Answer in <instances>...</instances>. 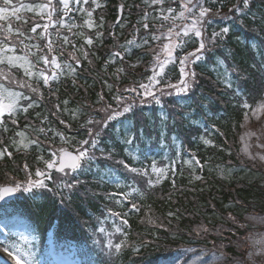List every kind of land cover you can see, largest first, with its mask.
<instances>
[{
    "label": "trees",
    "instance_id": "trees-1",
    "mask_svg": "<svg viewBox=\"0 0 264 264\" xmlns=\"http://www.w3.org/2000/svg\"><path fill=\"white\" fill-rule=\"evenodd\" d=\"M53 1L57 11L52 20L56 24L50 25L49 33L54 47L63 45V36H68L71 41L62 49L56 48L53 54L57 56L58 62L69 61L75 66L68 55L73 51L72 44L77 49L83 45L89 56L83 59L81 52L75 53L81 59L75 76L61 75L58 80L51 81L50 86H44L41 79L39 86L43 99L34 95L38 103L27 113L19 112L11 118L8 114L4 115L3 124H0V151L6 148L7 152L0 157V186L24 181L25 164L28 165L27 171L35 178V170L43 169L44 160L51 159L50 148L64 147L75 151L79 142L88 138L87 129L81 126L90 115H94L97 120L103 115L93 113V109H99L105 102L115 106L113 96L117 94V89L123 90L144 82L152 74L150 68L154 53L149 47L133 46L124 54L125 48L118 46L125 45L126 41L133 38L139 44L145 35L150 34L143 29L146 12L150 29L156 30L152 26L158 28L162 23L157 11L160 5L152 4L151 0H97L101 7L95 9L91 19L100 25L103 17V26L88 29L84 26V20L89 19L86 12L72 11L64 16L59 0ZM45 2L47 0H13L17 7L27 4L32 6V10L22 9L20 20L12 17L10 21H0L3 26L0 41L9 43L15 39L14 33L10 36L7 32L10 22L14 30L19 28L25 37H33H21L25 44L30 47L38 45L43 50L42 54L47 55V39H42L40 33L43 31L42 25L49 21L44 20L46 12L43 18L38 15L41 11L39 5ZM240 2L243 6L242 0ZM237 3L238 0H222L221 6L218 0H207L206 6L211 7L213 12L219 8L221 13L228 14L229 9ZM120 4L123 6L122 15L119 22L115 23ZM70 7L76 9L79 5ZM84 7L91 9L95 6L89 2ZM163 7H172L176 13L181 10L179 0H165ZM61 17L65 18L63 23L69 27L75 25L71 32L69 27L60 26ZM189 22L182 19L175 21L177 25ZM35 23L41 27L33 34L31 28ZM164 23L163 31L171 26L172 21ZM224 26L223 22L217 20L207 28V33L210 36L213 30L219 31ZM97 31L103 34L102 38H97ZM86 37L93 38L92 46L85 43ZM162 42L149 41L153 49ZM198 46V41L189 40L182 50H177V55L191 52ZM210 48L212 50L205 53V59L193 66L197 77L191 91L186 95L163 98L166 121L161 120V109L155 104H145L134 115L122 118L134 121L132 131L136 133L137 139L131 149H138V160L125 152L129 145L122 142L125 135L123 130L119 136L115 134L117 123L114 121L104 131L100 143L105 153L113 152L112 158L98 159L91 172L79 176L84 183L72 193L70 202L66 199L61 206L59 196L51 193L44 192L42 197L34 198L32 193L18 191L8 201L11 208L6 210V216H0V226L9 231L11 221H24L34 230L42 245L51 231L58 244L75 242L82 245L93 264H158L184 249L206 250L219 255L223 253L225 261L230 263L241 261L242 239L246 231L251 232L254 228L245 223L243 214L264 215V167L257 160L245 158L242 153L245 119L264 93V0H250L246 15L231 21V31L224 42L221 44L218 41ZM116 51L124 54L123 60L119 57L113 59L111 54ZM31 52L36 55H29L28 58L36 64L41 53L36 47H31ZM24 54L23 45L19 44L14 52L6 53ZM217 59L222 60L226 68H220ZM133 64L136 67H131ZM43 67L41 61L34 70ZM0 68L17 80L24 77L22 69L10 68L6 60L0 64ZM118 69L124 71L118 72ZM226 71L232 73L231 88L223 82ZM49 73L51 75V70ZM165 80L171 83L179 80L178 66L168 67ZM31 83L36 86L37 81L33 79ZM0 84L29 94L26 89H20L9 80L0 79ZM49 87L55 95L49 92ZM237 87L239 94L236 92ZM101 95L103 102L100 101ZM65 100L68 101L67 105L64 104ZM245 102L249 107H243ZM57 104L60 105V113L53 116ZM65 108L68 111H64ZM73 110H77L75 118L72 116ZM11 119H16L17 124L13 125ZM60 120L65 123L61 124ZM26 124L28 128H25ZM41 128L45 131L40 132ZM140 129H143L142 137ZM17 132H24L25 136H17ZM161 132H164L167 147L160 146ZM57 133H62L67 142L62 141ZM173 138L181 146L179 158ZM22 139L24 143L30 140H38L39 143L24 148L20 145ZM205 140L210 143L205 144ZM96 155L99 157L101 154L97 151ZM191 155H195L203 167L185 163L191 159ZM41 156L44 159L38 160ZM119 160L133 167L147 168L149 172L153 160L158 167L175 161V172L169 170L159 184L148 187V177L126 172L123 165L116 163ZM97 166L101 172L106 168L116 169L121 181L119 187L108 182L107 178L102 181L100 173L95 170ZM52 176L57 183L63 179L69 182L75 179L54 172ZM197 176L201 178L196 179ZM152 178L155 179V176ZM126 185L138 191L131 192L128 200L117 204L118 194L130 191ZM48 186L54 187L51 181ZM110 193H117V196L109 198ZM131 203H136L139 210L131 209ZM108 209L121 213L128 220V225L122 226L126 235L114 232V224H119V219H104ZM170 212L172 216L168 215ZM150 220L155 223H150ZM100 227L105 229L104 233L98 231ZM109 232L113 233L110 237L113 243L121 240L125 242L120 254L113 251L111 256L107 255L108 249L104 245ZM0 256L6 257L2 246Z\"/></svg>",
    "mask_w": 264,
    "mask_h": 264
},
{
    "label": "snow or ice",
    "instance_id": "snow-or-ice-1",
    "mask_svg": "<svg viewBox=\"0 0 264 264\" xmlns=\"http://www.w3.org/2000/svg\"><path fill=\"white\" fill-rule=\"evenodd\" d=\"M76 4L79 5L78 8L73 9L70 7V0H59V4L62 5V11L64 16H68L72 11L86 12L87 17L89 19L84 20V26L88 29H97L103 26V17H101V24L97 25L92 19L93 12L96 8L101 7V5L97 2V0H75ZM93 4L95 7L88 9L84 6L89 4ZM147 2V0H145ZM221 2L222 0H218ZM151 3L154 5H160L161 7L157 9L159 18L162 23L158 28L156 26H152L156 30L150 29V24L147 22L148 13H145V18L143 22V29L146 33H150L149 35H145L141 43H137L136 39L133 38L131 40L126 41L125 45H120L118 47L125 48V53L129 52L133 46L135 47H149L150 51L153 54V60L151 62V75L147 77L146 81L139 82L134 86L126 87L123 90L117 89V94L113 96V100L115 101V106L108 103H103V106L99 109H93V113L100 114L102 113L101 119L97 120L94 118V115H90L89 118L85 121L81 127L86 128L88 132V138L79 142L78 147L75 151H68L66 148L61 147L59 149H49L51 154V159L44 160L45 167L43 169L37 168L35 170L33 178V174L28 172V165L25 164L24 168L26 171V179L24 181H14L13 184L9 186H0V200H4L6 197L16 193L22 189L24 193H32L35 197H42L44 192H48L53 194L54 196H59L61 206L64 205L65 200L67 199L69 202L71 200L72 193L78 188L81 183L79 176L82 174H87L91 172L92 166L96 164L98 159H108L112 158L113 152L109 151L105 153V149L100 146L101 139L104 131L108 128V126L112 122H116L117 126L114 129V132L117 136L120 135L121 130L124 131V138L122 140L123 143L129 145L128 148L125 149L126 153H130L133 158L138 160V149L137 151H133L131 149V145L135 143L137 136L136 133L132 131L134 128V121L122 120L123 117H126L129 114L134 115L136 111L145 104H155L160 107V117L162 121L167 120V113L163 111V98L165 96L188 94L193 85L196 82L197 73L194 70V65L199 63L201 60L205 59V53L209 50H212L210 46L216 45L219 41L221 44L226 39L227 35L231 31V21L235 20L236 17H243L246 15L248 8L250 7V0H242V5L240 0H238L237 4H234L230 9L228 14H224L220 12V9L217 8L215 12L212 11V8L206 6L207 0H179V13H176L175 9L172 7H168L165 9L163 7L165 0H151ZM41 11L38 13L42 18L44 17L45 11H47V19L48 23L42 25L43 31L40 33V37L42 39H47V55L42 54L43 50L39 49L38 45H33L31 47H36L39 55L36 64H33L31 60H29V55H36V53L31 52V47L28 44H25L24 39L21 37H25V33L17 28L13 29L11 23L7 27V32L11 36L13 33L15 34V39L10 40L9 43H5L4 41H0V64H3L5 60L9 67H17L23 70L24 77L17 80L14 76H10V74H6L5 71L0 68V79L9 80L11 83L17 85L20 89H26L28 91V95H25L23 91H15L13 89L5 88L3 84H0V124H3L4 114L7 113L8 117H15L19 112L27 113L29 109L34 108L38 101L34 99V95L38 96L40 99H43L42 93L40 92L39 81L42 79L44 86H50L51 81H56L59 79L61 75H77V67L81 64V59L79 56L75 55L77 51L82 53L83 59H88L89 53L84 50V46L81 45L80 49L76 48L75 44H72L73 51L68 53L70 60L75 62V66L69 61L58 62L57 56L53 54L56 51V48H64L66 45L70 44L68 36H63V45H56L54 47V41L51 39V35L49 33V27L55 26L56 22L52 20L53 14L57 11L56 7L53 5V0H47V3L39 5ZM123 6H121L122 9ZM22 9H27L29 11L32 10L31 5L21 4L17 7L13 0H2L0 2V21L11 20L12 17H15L16 20H20L21 16L19 13ZM177 19L190 21L189 23H184L182 25H177L175 21ZM118 22L120 17L117 18ZM223 22L225 24L224 27L220 28L219 31L213 30L211 35L209 36L207 33V28L211 26L216 21ZM172 21L171 26L167 27L166 31H163L165 27L164 22ZM26 22V21H25ZM61 27H69L66 23H63V17H61ZM41 25L39 23H35L31 28V33L35 34L37 29L40 28ZM75 27L72 25L69 27V31L71 32V28ZM123 27V25H121ZM0 30H3V26L0 25ZM158 33V34H157ZM83 35V33H79ZM59 32L57 36L59 38ZM102 33L97 31V38H102ZM114 35V34H113ZM26 39H32L33 37H25ZM165 41L162 45H158L156 49H153L149 43V41ZM194 40L199 42V46L196 47L193 51L187 52L183 55H177V50H182L184 45L189 41ZM85 43L88 46L93 45V38L86 37ZM23 45V49L26 54L24 55H6V53L14 52L16 45ZM119 51L113 52L111 55L113 59L119 57L123 60V56ZM63 55V51H61V56ZM43 62L44 67L34 70L37 68V65L40 62ZM89 63L91 61L89 60ZM217 63L220 68H226V65L222 60L217 59ZM170 65L178 66L179 70V80L176 83H171L170 81H166L165 77L167 76V69ZM131 67H136L135 64L131 65ZM49 70H51V75H49ZM216 70L215 68L213 69ZM118 72L124 71V69H118ZM231 72H225L224 74V83L226 87H232L231 81ZM35 79L37 81L36 86H34L31 81ZM75 84V80L73 81ZM107 85V81H105ZM111 88V85H107ZM49 92L51 93V88L49 87ZM236 92L239 94V87H237ZM55 95V93H51ZM7 100V102H5ZM100 101L103 102V95L100 96ZM68 101L65 100L64 104L67 105ZM243 107H249L247 103L243 105ZM264 107V106H262ZM56 111L52 113L53 116H58L60 113V105H55ZM64 111H68L67 108ZM76 111H72L73 118L76 117ZM39 116V114H37ZM47 119V117H45ZM11 123L13 125L17 124L16 119H11ZM61 124L65 122L60 120ZM29 125L26 124L25 128H28ZM214 127V126H213ZM5 131L7 129L5 128ZM40 132H44L45 129L41 128ZM140 135L143 136V129H140ZM17 136L24 137V132H17ZM60 136L61 140L67 142V138L62 133H57ZM15 143V142H14ZM38 140H30L28 143H24L23 139L20 141V145L24 148H27L29 144H38ZM205 144L210 143L205 140ZM17 145V146H20ZM173 145L177 147V158L180 157L181 151L180 145L176 144L175 138H173ZM161 147H167L164 143V132H161ZM100 152V156L97 157L96 152ZM7 149L0 151V157H3ZM9 157L11 153H8ZM264 160V156L260 157ZM44 158L38 157V160H43ZM117 164L123 165V168L126 172L132 173L138 176L148 177L147 184L148 187H154L156 184H159L162 179L166 177V174L169 170L175 172L176 162L172 161L170 164L165 165L164 167H158L155 160H153L151 165V170L147 168H137L128 164L124 160L116 161ZM185 163L195 164L198 167H203L200 163V160L195 156L191 155V159L189 161H185ZM96 172L100 173V179L103 181L107 178L108 182L115 183L117 187L120 185V177L116 174V169L106 168L103 172H101L99 166L96 167ZM55 171L56 173L61 174L62 177H75V179H71L69 182L67 179L61 180L59 183L53 180L52 173ZM155 176V179L152 176ZM196 179H200L201 177L197 176ZM51 181L54 187H49L48 182ZM126 187H130L126 185ZM138 189L135 187H130L129 192H121L119 193V198L116 199V203L120 204L124 200L129 199V195L131 192H137ZM65 193L67 195H65ZM117 193H110L109 198L116 197ZM131 209L139 210L136 203H131ZM169 216H172L173 213H169ZM112 217L114 219H119V224H114V232L115 233H123V227L128 225V220L124 218L119 212H113L112 209H108L105 218L108 219ZM150 223H155V221L150 220ZM102 223V221H101ZM98 231L101 233L105 232L103 227L98 228ZM206 231V229H205ZM113 233L109 232L106 234V242L104 248L108 249L107 255L111 256L113 251L116 254H120L122 248L124 246V241L121 240L118 243H113L112 237ZM264 243V240H258L253 242V247L257 244ZM0 246H2V250L7 254V257L11 260H14L16 264H37L34 259V253L28 247L22 246L17 240L12 239L9 240L8 237H5L3 240H0ZM139 251V249H136ZM261 254H264V249H261ZM256 253L249 252V257L254 256ZM215 255V254H213ZM224 257L223 253H220L217 259H221ZM208 260V257H202L200 259V264H205V261ZM179 257L173 258L170 264H178ZM0 264H8V260L3 256H0Z\"/></svg>",
    "mask_w": 264,
    "mask_h": 264
},
{
    "label": "rangeland",
    "instance_id": "rangeland-1",
    "mask_svg": "<svg viewBox=\"0 0 264 264\" xmlns=\"http://www.w3.org/2000/svg\"><path fill=\"white\" fill-rule=\"evenodd\" d=\"M75 4V0H70V6ZM45 12L47 15V11ZM164 42L165 41L162 43ZM5 102H7V100H5ZM262 106H264V93L254 105L249 117L245 119L242 132V153L245 158L257 160L260 165L264 167V160L260 158L264 156V107ZM6 114L7 113L4 115ZM21 191L22 189L20 192ZM9 208H11L10 202L1 204L0 216L5 217L6 210ZM243 218L247 225L253 226L254 228H252L251 232L246 231L242 239L244 246L240 248L242 251L241 261L236 260L230 263V261H225L224 257L217 259L219 254L214 252L184 249L178 251L169 259L160 261L158 264H170L171 260L176 257H179L178 264H200V259L202 257H208L205 264H264V254H261L260 251L264 249V243L257 244L253 247L254 241L264 240V215L258 213H244ZM9 226L10 230L7 233L1 229L0 240L8 237L9 240L15 239L21 243L22 246L30 248L34 253V259L37 264H93L88 252L78 243L57 245L53 240L52 234L48 233L46 242L42 245L28 223L24 221H11ZM250 251L256 254L249 257L248 253ZM4 258L8 260V264H16L14 260L7 257V254Z\"/></svg>",
    "mask_w": 264,
    "mask_h": 264
},
{
    "label": "water",
    "instance_id": "water-1",
    "mask_svg": "<svg viewBox=\"0 0 264 264\" xmlns=\"http://www.w3.org/2000/svg\"><path fill=\"white\" fill-rule=\"evenodd\" d=\"M121 11H122V10H121V7L119 6V7H118V15H117V17H116V19H115V22H118L117 18H118V16H119V17L121 16ZM68 151H70V150H68ZM5 186H9V185H5ZM13 195H14V193H13L12 195L6 197L4 200H0V203H2V202H4L5 200L11 198Z\"/></svg>",
    "mask_w": 264,
    "mask_h": 264
}]
</instances>
